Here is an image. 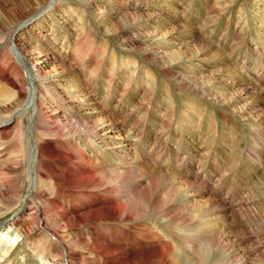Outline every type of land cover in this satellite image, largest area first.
<instances>
[{
	"label": "rangeland",
	"instance_id": "obj_1",
	"mask_svg": "<svg viewBox=\"0 0 264 264\" xmlns=\"http://www.w3.org/2000/svg\"><path fill=\"white\" fill-rule=\"evenodd\" d=\"M17 110L0 264H264V0H0V120ZM89 168L92 191L52 183ZM107 198L128 217L65 229L48 210Z\"/></svg>",
	"mask_w": 264,
	"mask_h": 264
},
{
	"label": "bare ground",
	"instance_id": "obj_2",
	"mask_svg": "<svg viewBox=\"0 0 264 264\" xmlns=\"http://www.w3.org/2000/svg\"><path fill=\"white\" fill-rule=\"evenodd\" d=\"M29 86L28 85L25 86V88H24L25 93L21 92L20 90H17L16 91L17 94L15 96L14 101L20 100L22 97H24V95H26L25 98L28 100L29 99V95H30V97L32 95H34V91L32 93V91H30V87L31 86L30 87ZM29 92H30V94H29ZM32 104L28 103L27 106H25V107H29V105H32ZM24 105H25V103H24ZM25 107H24V109H27ZM19 113H20V111L17 110L16 112H13V114H11L10 117H8L7 119L2 120V121L0 120V126L1 127H5L8 124H10L11 122L15 121V119L19 116ZM29 119L32 120V118H29ZM24 150H25V153H27V156H26L27 157L26 158L27 159L26 160L27 161V163H26L27 164V168L29 169L30 173L33 172L34 177H37L38 173L35 170L34 161L40 155L41 147L38 144H36V143H33V144L31 143L30 151H28V144H27V146H25ZM31 169H32V171H30ZM51 180H52V183L54 185L65 186V187L71 188L73 190H76L78 192L79 191L83 192L85 190L92 191V190H94L93 188L98 187L100 185V183L97 180L96 176H94V174L91 173L90 168L88 169V172H86V174H80V173H78V174H65V175L59 174L57 176H55V175L52 176ZM34 182L32 181V183H34ZM33 185L34 184H32V186ZM90 189H92V190H90ZM31 190L32 189H30V191ZM32 191L28 195V196H30L29 200H33L34 199V195H32ZM12 192H13V190L9 191L7 188H5L3 190V195L6 196L7 193H12ZM70 200H73V199H68V201H67L68 204H69L68 208L70 210V213L66 210L65 206L61 205L58 202V200H55V202L53 201V203H50L51 206L48 209L49 213L52 214V216L54 217L53 219L55 221H53V222L55 223V225H60V223L62 222L61 226L63 228H65V229L69 228L71 226H76V225L83 224V222H85L86 220H95V219L109 220L111 218L126 219L128 217V213H127L128 209L125 208L124 204L122 202L117 203V204L113 203L112 199H109V198H107L105 201H103L101 203H98L97 205H91L90 208L89 207L88 208H81L82 210L78 209V208L70 207L71 206V204L69 202ZM26 201H27V198H26ZM20 210L22 212L23 208L20 209ZM36 210H38L37 212H39V207L38 206H37ZM57 211L61 212L60 216H59L60 219H59V217L56 214H54ZM57 214H58V212H57ZM88 225H90L91 228H94V226L92 224H88ZM98 227L102 228L101 225H98ZM13 230L17 231L16 227H13ZM44 230H47V229H44ZM48 232H50V234H52L56 240L58 239L60 241V238L62 237L60 235V233H58V232L54 233V232H52L50 230ZM25 233L26 232L24 230H20L19 229V231L16 232V236H17V234L23 235ZM78 236L80 238V240H79L80 244L86 245L87 247H90V248H94L97 253L101 252V254H104V255H111V254H114L117 251H120V249L123 250L124 246L126 245V241L124 239H122V241H118V242L104 241V242H98V243H96V242L88 243V241H83L84 239L82 238V235L78 234ZM14 238H15V235H14ZM81 240H82V242H81ZM12 244H15L14 243V239L11 242V245ZM1 256H2V254H0V257ZM142 256H143V253L141 254L139 252V253L136 254V256H134V257H132L130 259L128 258V260L126 262L124 261L123 264H141L143 262ZM157 258H158V256H156V253L154 252V253H151V255H149V257L147 256L146 260L153 263L154 260H156ZM146 260H144V261H146ZM50 262H51V264H60V258H58L57 255L53 256V258L51 259Z\"/></svg>",
	"mask_w": 264,
	"mask_h": 264
}]
</instances>
